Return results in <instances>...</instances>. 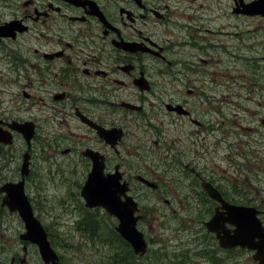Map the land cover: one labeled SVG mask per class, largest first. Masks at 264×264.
Here are the masks:
<instances>
[{"label":"flooded vegetation","instance_id":"obj_1","mask_svg":"<svg viewBox=\"0 0 264 264\" xmlns=\"http://www.w3.org/2000/svg\"><path fill=\"white\" fill-rule=\"evenodd\" d=\"M240 6L0 0V127L15 120L32 128L29 141L12 131L7 160L20 163L27 153L28 180L50 165L62 170V157H70L67 167L84 181L91 168L84 152L97 151L104 172L120 171L136 200L144 176L161 205L183 195L178 209L213 211L219 202L202 187L209 182L228 202L239 201L241 189L247 197L240 202L254 206L264 225V15L242 14ZM248 18L258 26L240 27L238 19ZM98 128L109 131L107 139ZM223 143L235 156L232 189L217 174ZM204 158L213 161L205 166ZM30 246L18 234L0 261L25 264ZM242 250L257 264L254 250Z\"/></svg>","mask_w":264,"mask_h":264},{"label":"rangeland","instance_id":"obj_2","mask_svg":"<svg viewBox=\"0 0 264 264\" xmlns=\"http://www.w3.org/2000/svg\"><path fill=\"white\" fill-rule=\"evenodd\" d=\"M238 24L240 27L252 28L258 26V21L256 18L238 19ZM179 53L180 57H184L188 51ZM238 63L240 64L239 60ZM217 152L220 154V159L217 160V174L221 177L222 185L230 187L229 185L233 181L232 164L235 156L232 149L227 148L224 143L217 149ZM70 160V157H62L63 168L59 171L52 168V165H50V171L44 170L43 167L46 164L43 163V169L39 173H35L37 177L26 180L24 188L35 215L53 238L54 248L63 254V256L59 254L61 264L63 261L65 264H87L97 258L101 249L87 241L85 236L73 226L74 219L80 213L79 203H82L77 192L79 189L77 184L83 180V172L73 173L71 165L67 167ZM211 161L213 159L199 160L200 163L204 162L202 165L205 166H209ZM18 178L19 162L0 161V183ZM153 193L152 190L142 186L139 198H137L141 207H144V219L138 224V227L145 234L150 248L148 256H145L140 262L150 264L152 253L159 249L158 253L164 256L163 260L156 261L157 264H176L175 257L181 248L193 249L196 246L195 237H198L197 231L200 230L201 220L207 216L209 211L192 210L186 206L178 209L177 197H183V195L175 196L176 200L171 203V206L165 207L163 204L161 205V198L157 200L158 195ZM162 198H172V196L165 194ZM154 203L158 207H155ZM22 229V221L17 213L0 209V251H7L14 247L17 244L18 233ZM18 246L21 249L19 244ZM247 255L245 251L235 250L229 253L218 251V256L223 262L235 264H248L246 262ZM191 260L204 264L203 259L197 256H192ZM25 264H42L36 247L33 245L29 247V258Z\"/></svg>","mask_w":264,"mask_h":264},{"label":"water","instance_id":"obj_3","mask_svg":"<svg viewBox=\"0 0 264 264\" xmlns=\"http://www.w3.org/2000/svg\"><path fill=\"white\" fill-rule=\"evenodd\" d=\"M242 11L247 14H263L264 0H255L246 4ZM12 126L24 135L26 134L24 124L14 123ZM99 132L102 136L104 135L103 130ZM26 138H28V134H26ZM10 140L9 134L0 130V141L6 143ZM88 153L93 159V165L81 189L85 205L88 207L102 206L108 213L114 215L118 220L115 230L129 242L136 254H144L147 243L143 233L136 227L139 218V215H134V212L138 210L136 202L128 195H125L123 200L120 198L121 194L124 195L127 190L126 183L119 182L118 172L104 175L102 172L103 163L99 160L98 155L92 152ZM20 173V180L8 181L0 185V192H4L1 205H6L10 211H18L25 227V231L20 237L37 244L40 256L45 263L57 264V255L49 244L43 226L33 215L31 205L24 193V175L27 173L25 156L21 163ZM141 179L148 185L152 184L146 179ZM203 186L211 197L221 201V210L217 208L212 216L205 221L206 229L215 234L221 247L255 248L254 258L258 260L259 264H264V229L255 217L254 209L226 203L210 183H203ZM226 223H230L234 227H228Z\"/></svg>","mask_w":264,"mask_h":264},{"label":"trees","instance_id":"obj_4","mask_svg":"<svg viewBox=\"0 0 264 264\" xmlns=\"http://www.w3.org/2000/svg\"><path fill=\"white\" fill-rule=\"evenodd\" d=\"M2 154L3 152L0 150V158ZM73 226L85 236L87 241L101 249L97 258L87 264H136V256L133 254L129 244L114 230V221L110 216L98 212L97 209L89 210L83 208L79 213V217L75 219ZM197 232L198 236L204 235L207 236V240H210V235L203 232L202 229ZM49 238L55 247V242L50 234ZM196 243H199V240H196ZM158 251L159 249H156L152 253L150 264H157L156 261L163 260L164 255H160ZM60 255L63 256L61 253ZM192 256L202 258L204 264H218L216 250L210 251L206 249L204 251L200 246L193 249L181 248L175 257L176 264H200V262L192 261ZM62 264H65L64 261Z\"/></svg>","mask_w":264,"mask_h":264}]
</instances>
